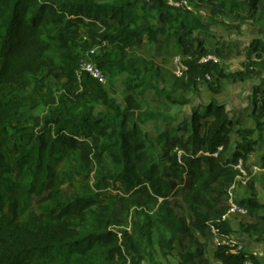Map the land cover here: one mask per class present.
<instances>
[{
	"label": "trees",
	"instance_id": "1",
	"mask_svg": "<svg viewBox=\"0 0 264 264\" xmlns=\"http://www.w3.org/2000/svg\"><path fill=\"white\" fill-rule=\"evenodd\" d=\"M189 2L211 10L206 22L164 0H0V212L7 202L11 208L0 213V264H141L155 248L170 264L180 235L196 249L178 254V264H194L207 250L210 227L222 238L234 233L230 221H222L227 190L238 176L233 166L246 161L257 141L264 144V40H252L242 70L226 74L222 51L211 52L194 36L213 38L212 27L237 31L247 19L256 21L264 36V1ZM245 5L249 17L241 14ZM158 37L173 40L185 57L180 76L136 55ZM95 48L98 54L92 53ZM84 56L107 76L105 86L86 73L77 75ZM210 56L217 61H202ZM119 78L122 102L110 96ZM224 81L255 82L249 118L256 127L236 131L240 141L231 158L226 154L233 123L224 105L213 98L193 111L185 138L178 136L186 131L177 124L179 115L166 109L189 105L183 95L201 82L217 96ZM148 92L161 110L150 106ZM40 107V118L25 119ZM149 123L155 135L144 130ZM176 148L183 153L181 164ZM52 160L66 168L56 171ZM183 178L182 194L171 197L179 186L175 181ZM117 185L118 192L109 190ZM248 195L238 204L264 211L253 183ZM33 197H44L47 204L31 208ZM11 199L27 210L24 220L15 219ZM177 210L187 219L177 218ZM258 220L240 224L238 231L264 238V216ZM213 259L261 264L224 244Z\"/></svg>",
	"mask_w": 264,
	"mask_h": 264
},
{
	"label": "rangeland",
	"instance_id": "2",
	"mask_svg": "<svg viewBox=\"0 0 264 264\" xmlns=\"http://www.w3.org/2000/svg\"><path fill=\"white\" fill-rule=\"evenodd\" d=\"M264 1V0H263ZM261 6L255 13H254V20H256L262 11ZM264 8V7H263ZM196 13L200 16L202 21H206L209 15V11L197 6L195 9ZM243 16H248L247 10L243 11ZM249 17V16H248ZM231 21V19L228 20V22ZM212 34L216 36L214 40L209 39L208 40V46L214 47L215 44H220L222 47V53H223V59L221 60V64L223 66L224 71L226 74H231L236 71H239L241 69V63L245 60V49L249 46L251 40L254 39H261L264 40V36H260L258 34V25L256 21L253 20H245L243 25L239 28L237 31H226L220 27H213ZM80 32L83 34L85 33V30L83 28L80 29ZM161 39V37H158V40ZM216 42V43H215ZM232 42V43H229ZM167 44H161L157 43L155 45H150L145 43L143 47L136 50V55L141 58L145 59H153L156 60L157 63L159 62L161 66H164L165 68L171 69L172 72H175V74L179 73V70L181 69V60L177 57H175V51L173 45L170 43V45ZM172 47V49H171ZM122 80L123 78H119L114 81V91H110V96L114 95V97L117 99L118 102H122L124 99V91L122 86ZM250 85H245L242 83H237V85L240 87L239 92V98L235 99L236 96V83H233L231 81H225L222 84L221 93L220 95L214 96L217 98L220 102V104L224 105L226 108L227 113L229 114L230 120L233 123V120L235 123H233V129L230 134L231 137V147L230 150L227 152L226 157L231 158L234 150H235V142H239L240 138L238 137L236 131L239 129H254L256 127L255 123L249 118V114L251 112V91L250 87L255 84V82L247 83ZM245 85V89H243V86ZM248 91V92H246ZM245 93V95H244ZM186 99L190 101V104L186 107H175L171 108L170 114H186L185 118H182V125L186 126L185 132H180L178 134L179 137L185 138L189 126L190 116L193 113V111L200 110V106L207 104L213 95H211L210 90L205 82H201L199 84V87L190 93H186L183 95ZM146 98L150 102H154L152 100L153 96L152 93H147ZM247 101L246 105H243L244 101ZM235 102L237 104L235 105ZM203 112V110H201ZM44 114V109L40 107L35 112L27 113L25 116V119L30 117H36L40 118ZM263 122V120H261ZM203 121H201V124ZM175 128L177 127V124L173 125ZM144 130L151 134L155 135L154 131V125L152 123L147 124L144 127ZM258 134L255 132V134L252 136L253 140H257ZM262 140H264V134H262ZM176 152H180L179 149H174ZM264 154V144L263 141L258 142L254 146L253 152L248 155L246 161L242 162V173H238V179L235 184V188L233 189V194L235 196V201L237 204L242 201L246 200L248 198V189L249 185L251 183L254 184V193L256 196V199L264 204V164L261 161V158ZM183 156V155H182ZM12 163V162H11ZM51 164L53 168L60 172L66 168L65 164L58 160H52ZM169 182H173L171 179H169ZM175 183L178 186L177 189H173L171 191V197L173 198H179L183 191V186L187 184V180L183 178V181L176 180ZM67 188H64L63 191H67ZM112 192H118V185L115 187L110 186L109 188ZM44 197H33L31 202V208H37L38 206L46 205L47 202L43 200ZM16 199H11L10 202L15 204V219L16 220H24L27 215V210H20V205L18 202L15 201ZM239 205V204H238ZM246 210V214L244 216H235L230 220V227L234 231L232 235H230L228 238H222L220 236L215 235L214 227H210L209 230L206 232L207 237V250L204 252L203 256L200 258H197L194 260V264H205L208 262L209 264H216L217 262L213 259V253L216 249V247L220 244L229 245V246H236L237 249H242L252 255H254L257 260L264 264V238L262 239H256L254 237H249L245 234H241L238 231V227L242 223H254L259 222L258 218L260 216H264V211H258V212H250L247 208L246 204H243ZM11 210L10 203H6L3 210L0 212L2 216H5L8 214V212ZM177 218H186L187 215L181 211H176ZM264 226V224H262ZM196 238L199 240L200 243H202L201 236L198 233H195ZM153 239H155V236H153ZM181 241V244H178V241ZM196 249L195 245H190L189 239L186 236H178L177 240L175 242V250L173 252V255L170 259V264H178L179 256L178 254L184 253L188 250L191 252ZM235 252V251H234ZM141 264H166L164 260L160 257V254L158 253L157 248H155L153 251L150 252V255L148 258H146L145 261H143Z\"/></svg>",
	"mask_w": 264,
	"mask_h": 264
},
{
	"label": "built area",
	"instance_id": "3",
	"mask_svg": "<svg viewBox=\"0 0 264 264\" xmlns=\"http://www.w3.org/2000/svg\"><path fill=\"white\" fill-rule=\"evenodd\" d=\"M164 2L171 7H175V8L182 7L188 11H193V6L191 2H189V0H164ZM207 60H210L213 62L217 61V59L212 56L207 57L206 59H203L202 61H207ZM81 72L86 73L89 77L96 80L101 85L105 86L107 84V76L103 74V72H101L97 68V66L90 61V59L87 56H84L82 58L81 64H80V70L79 72H77V75H79ZM177 76H180V72L177 74ZM207 79L209 78L207 77ZM175 153L177 157V162L181 164V157L183 153L181 151L180 152L175 151ZM241 167H242V161L238 160L236 164L233 166V169L238 171V173H242ZM237 179H238V176L236 178L235 183L232 184L227 190V200H228L229 207H228L226 214L222 217V221H225V220L230 221L235 216L240 217L246 214L245 208L237 204V202L235 201V196L233 194V189L235 188ZM214 230H215L214 232L215 235L219 236L218 231L216 229Z\"/></svg>",
	"mask_w": 264,
	"mask_h": 264
},
{
	"label": "crops",
	"instance_id": "4",
	"mask_svg": "<svg viewBox=\"0 0 264 264\" xmlns=\"http://www.w3.org/2000/svg\"><path fill=\"white\" fill-rule=\"evenodd\" d=\"M192 4V6H193V11L192 12H196L195 11V9L197 8V6H200V7H202V8H204V9H206V10H208L209 11V14H210V12H211V10L207 7V6H205V5H199V4H197V3H195V2H192L191 3ZM244 10H247V14L249 13V7H248V5H245V6H243L242 8H241V14L243 15V11ZM200 15V14H199ZM209 16V15H208ZM201 19V18H200ZM231 19V21H229L228 22V20L229 19H223V18H220V20H223L226 24H233V25H236L237 23H238V21H234V18H230ZM251 20H253V19H251ZM206 21H207V19H206ZM206 21H203V22H206ZM213 28V27H212ZM211 28V29H212ZM223 29V28H222ZM225 30V29H224ZM226 31H232V30H226ZM235 31V30H234ZM211 32H212V30H211ZM194 37H196V38H199V39H201V40H203L204 41V43H205V48L206 49H208V50H210L211 52H215L217 49H219V50H221L222 51V47H221V45L220 44H215V46L214 47H209L208 46V40L209 39H212V40H214V38H216V36L215 37H213V38H210V37H204V36H202V35H198V34H195V36ZM163 40V37H161V39H159V43H161V44H167V43H169L168 45H170V43L173 45V47H174V41L173 40H169V41H162ZM252 41V40H251ZM216 43V42H215ZM229 43H232V42H229ZM171 49H172V47H171ZM173 50V49H172ZM173 51H175V57H177V58H179L180 60H181V64H182V62L185 60V57H183L182 55H181V53H180V51L179 50H177V49H175L174 48V50ZM92 53L93 54H98L99 53V50L97 49V48H95L93 51H92ZM213 57V56H212ZM223 57V53H222V55H221V58L219 59V62H220V64H221V60L223 59L222 58ZM245 60H246V49H245ZM244 60V61H245ZM243 61V62H244ZM154 62L158 65V66H160L161 68H163V69H165V70H168L169 72H171L172 74H174L175 76H177V74H175V72H172L171 71V69H168V68H165L164 66H161L160 65V63L158 62L157 63V61L156 60H154ZM242 62V63H243ZM241 63V64H242ZM221 66H222V64H221ZM184 67H183V64H182V66H181V69L179 70V72L183 69ZM222 68H223V66H222ZM224 70V69H223ZM242 70V68L239 70V71H241ZM236 72H238V71H236ZM226 73V72H225ZM225 82V81H224ZM233 83H236V89H235V92H236V96H235V99H238L239 98V92H240V87L241 86H239V85H237V83H239V82H233ZM247 83H251V82H247ZM247 83H242V84H245V85H250V84H247ZM222 84H223V82H222ZM245 85L243 86V89H245ZM250 87V90L252 89V87L251 86H249ZM246 92H248V91H246ZM252 92V91H251ZM148 93H152V92H148ZM212 95V94H211ZM220 95V94H219ZM244 95H245V93H244ZM250 95H251V93H250ZM152 96H153V99L154 100H152V101H154V102H150L147 98V100L149 101V103H150V106L152 107V108H156V109H158V110H161L163 107L160 105V103H159V101L155 98V96L153 95V93H152ZM216 99L218 102H219V100L217 99V98H215L214 97V95H213V97L211 98V99ZM210 102V101H209ZM209 102L207 103V104H204V105H208L209 104ZM220 103V102H219ZM246 103H247V101L245 100L244 102H243V105L245 106L246 105ZM164 104H167V103H165L164 102ZM237 104V102H235V105ZM168 107L166 108V109H169V112H170V110H171V108H175V106H169V105H167ZM225 110H226V108H225ZM186 117V114H179V119H178V122H177V124H182L183 122H181L182 121V118H185ZM233 123H235L234 122V120H233ZM216 264H219V263H216Z\"/></svg>",
	"mask_w": 264,
	"mask_h": 264
}]
</instances>
